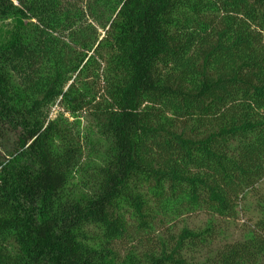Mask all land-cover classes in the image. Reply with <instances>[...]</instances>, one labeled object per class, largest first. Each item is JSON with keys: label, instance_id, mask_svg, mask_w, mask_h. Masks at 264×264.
Wrapping results in <instances>:
<instances>
[{"label": "trees", "instance_id": "trees-1", "mask_svg": "<svg viewBox=\"0 0 264 264\" xmlns=\"http://www.w3.org/2000/svg\"><path fill=\"white\" fill-rule=\"evenodd\" d=\"M6 21L0 264H264V196L240 241L164 222L235 218L264 178V0H0Z\"/></svg>", "mask_w": 264, "mask_h": 264}, {"label": "rangeland", "instance_id": "rangeland-1", "mask_svg": "<svg viewBox=\"0 0 264 264\" xmlns=\"http://www.w3.org/2000/svg\"><path fill=\"white\" fill-rule=\"evenodd\" d=\"M9 22L0 23V32L3 31ZM57 107L52 109V116L55 115ZM82 115V114H80ZM65 116L71 121L74 118L68 113ZM81 129L89 126L84 115L80 116ZM264 196V178H262L255 186L253 191L247 192L245 198L239 201L236 207V216L232 217H221L218 215H209L203 211H185L180 210L175 213H171L170 217L164 220L165 225L172 228L174 232L179 231L182 227L189 228H204L210 226L213 229L216 241L218 242H232L246 239L251 234V230L254 228L255 222L260 217L258 208L259 197ZM123 245L120 243L118 247L121 254L125 253L122 250ZM194 260L203 263L202 257L198 253H194Z\"/></svg>", "mask_w": 264, "mask_h": 264}]
</instances>
